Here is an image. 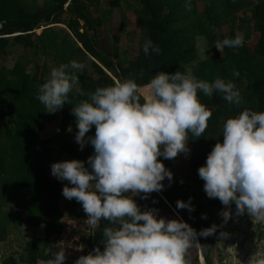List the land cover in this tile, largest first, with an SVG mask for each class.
Masks as SVG:
<instances>
[{
  "label": "trees",
  "instance_id": "trees-1",
  "mask_svg": "<svg viewBox=\"0 0 264 264\" xmlns=\"http://www.w3.org/2000/svg\"><path fill=\"white\" fill-rule=\"evenodd\" d=\"M49 1L47 6L30 13L23 0H0V59L8 55L12 42L30 49L32 58L36 57L50 42L58 44L57 34L48 35L58 27L55 24L66 25L68 38L73 42L64 53L66 63L75 59L86 66L78 86L85 95H79L76 90L70 92L69 100L73 104L86 99L87 93L96 87L112 85L116 80L134 78L143 87L159 71L184 72L188 68L198 79L211 82L220 77L232 80L239 89V104H229L215 91L212 96L198 93L201 102L212 112L204 134L196 139L190 135L188 141L190 169L203 189L201 201L190 195L187 179L172 183L166 178L160 192L154 191L147 198H142L143 193L133 197L142 211L156 209L160 216L164 210H170L174 218L182 214L180 217L197 233L213 224L221 225L212 235H198L199 245L190 248L186 257L190 264H201V256L205 264H213L215 237L224 225L219 213L225 206L219 199L206 195L198 168L205 163L217 140L222 142V127L227 118L244 108L264 111V0H139L140 26L148 39L159 46L160 52L146 56L142 45L137 55L127 62L120 60L117 46L120 36H115L113 52L99 44L97 30L103 20L94 15L92 6L77 0ZM66 13L70 18H64ZM42 27V33L37 34ZM237 35L242 37L241 46L224 47L221 51L215 47L217 41ZM199 38L206 40L205 58H200ZM233 70L239 75L233 76ZM49 74L46 65L37 64L32 70L21 61L12 66H0V241L7 239L12 223L25 222L35 228L44 226L45 234L27 240L21 257L10 255L2 264L47 262L58 251L54 246L55 238L62 236L65 229V212L60 200L66 198L62 195L63 182L51 179L49 170L58 151L81 161L88 155L84 148L80 150L77 142L63 144L58 149L53 146L52 138L41 136L59 115L60 134L69 132V128L75 133L78 131L72 104L66 102L55 113H48L36 99L38 87ZM94 134L95 126L86 135ZM175 158L158 157L170 170ZM189 198L192 211L177 209V200L188 201ZM230 208L235 209V204ZM66 209L71 220L87 217L75 199L66 204ZM108 223L102 219L91 232L81 235L89 252L96 246L103 249L102 231ZM74 261L66 259L65 264Z\"/></svg>",
  "mask_w": 264,
  "mask_h": 264
},
{
  "label": "clouds",
  "instance_id": "clouds-1",
  "mask_svg": "<svg viewBox=\"0 0 264 264\" xmlns=\"http://www.w3.org/2000/svg\"><path fill=\"white\" fill-rule=\"evenodd\" d=\"M242 43L237 35L217 41L215 47L221 51ZM143 52L159 54L160 48L146 39ZM85 69L75 59L53 67L36 96L48 113H55L66 102L72 104L78 129L75 140L80 150L89 143L94 148L89 167L78 159L51 164V174L71 185L63 187L62 195L82 205L88 223L96 228L102 219L109 222L102 231L103 249L96 246L73 264H190L186 257L199 244L197 236L212 235L221 225L197 233L182 219L158 216L156 209L142 211L133 197L160 192L163 181L171 182L173 173L158 157L187 156L189 136L196 139L204 134L212 112L198 93L212 96L215 91L229 104H239V89L232 80L220 77L211 82L198 79L188 68L159 71L143 87L134 78L116 80L96 87L86 99L73 104L70 92L85 95L78 87ZM238 75L233 70V76ZM93 126L95 134L86 135ZM222 135V142L217 140L198 168L204 191L225 206L219 213L222 224L231 218L233 203L237 215L247 212L264 223V111L242 109L224 121ZM176 207L192 211L191 198L177 200ZM65 261L61 248L47 264ZM247 264H264V255L253 254Z\"/></svg>",
  "mask_w": 264,
  "mask_h": 264
},
{
  "label": "rangeland",
  "instance_id": "rangeland-1",
  "mask_svg": "<svg viewBox=\"0 0 264 264\" xmlns=\"http://www.w3.org/2000/svg\"><path fill=\"white\" fill-rule=\"evenodd\" d=\"M26 10L30 13L35 12L39 8L47 6L49 0H23ZM81 4L92 6L94 15L99 16L103 20V25L97 30V40L99 44L108 52H113L115 47V36H120L117 43L118 51L120 53V60L127 62L135 55L139 49L148 39L147 34L142 29L139 23L140 9L139 0H77ZM119 5H116V2ZM257 2L258 0H249ZM65 19L70 18V14L64 15ZM55 26L48 35H58V44L50 42L48 48L43 47L38 55L32 58L31 50L24 49L22 46L11 43L9 53L7 56L0 59V66L14 65V63L21 61L30 70L35 65H46L48 72L53 67H58L61 63H66L64 53L73 46V42L68 38L69 30L64 24H55ZM44 27L37 30V34L42 33ZM67 32V33H66ZM53 33V34H51ZM71 35V34H70ZM66 36V37H65ZM72 38V37H71ZM200 58H205L206 54V40L205 38L198 39ZM89 73L92 69L88 68ZM60 115L57 120L50 122L46 129L42 132V138H52L53 146L61 149L63 144L75 143V132L69 131L64 134L59 133ZM88 155L84 161L85 167H89L87 161L88 157L93 155L94 148L89 143L84 146ZM55 161L72 160L73 158L65 153L57 152L54 154ZM89 170H91L89 168ZM172 183L178 180H189V193L192 197L201 201L203 189L201 185L193 178L190 169L189 155L179 153L174 162ZM51 179H57L51 174V167L49 170ZM65 185H69L67 180H61ZM70 200L61 199V207L65 212L63 219L65 229L60 237L55 238L54 246L57 250L65 249L66 259H77L81 255L89 253V248L85 240L81 238L83 233L88 234L94 228L88 223L87 217L71 220L66 209V204ZM232 216L223 225L219 233L215 237L213 247V264H247V261L253 254L264 255V223L255 221L245 212L237 215L235 209L231 210ZM182 216V214H180ZM168 219H175L173 212L164 210L160 213ZM14 228L9 231V236L5 241H0V264L10 255H23L25 242L32 236H37L43 233V226L40 228H30L26 224L18 226L12 223ZM225 233V235H221ZM22 264V263H21ZM39 264H47V262L40 261Z\"/></svg>",
  "mask_w": 264,
  "mask_h": 264
},
{
  "label": "crops",
  "instance_id": "crops-1",
  "mask_svg": "<svg viewBox=\"0 0 264 264\" xmlns=\"http://www.w3.org/2000/svg\"><path fill=\"white\" fill-rule=\"evenodd\" d=\"M23 224H26V223L24 222V223H22V225H23ZM16 225H17V224H16ZM22 225H21V226H22ZM26 225H27L28 227H30V228H34L33 230L36 229L35 227H31V226H29L28 224H26ZM14 226H15V225L12 224L11 227H10V229L12 230V228H14ZM18 226H20V225H18ZM40 227H41V226H40ZM40 227H38V228H40ZM44 235H45V234H44V226H43V233L40 234V235H37V236H32L31 238H33V237H39V238H41V237H44ZM31 238H28L27 240H29V239H31ZM27 240H26V241H27ZM14 256H15V255H14ZM21 256H22V255L15 256V257L18 258V257H21ZM38 264H39V263H38Z\"/></svg>",
  "mask_w": 264,
  "mask_h": 264
},
{
  "label": "water",
  "instance_id": "water-1",
  "mask_svg": "<svg viewBox=\"0 0 264 264\" xmlns=\"http://www.w3.org/2000/svg\"><path fill=\"white\" fill-rule=\"evenodd\" d=\"M178 216H179L180 219H182V218L180 217V215H178ZM182 220H183V219H182ZM197 241H198V240H197ZM198 243H199V242H198ZM198 245H199V244H198ZM200 258H201V264H205V261H204L203 256H201Z\"/></svg>",
  "mask_w": 264,
  "mask_h": 264
}]
</instances>
